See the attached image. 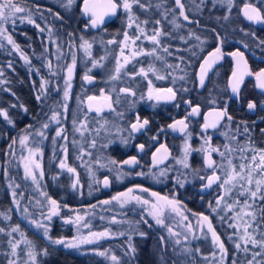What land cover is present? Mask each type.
<instances>
[{
  "label": "flooded vegetation",
  "instance_id": "obj_1",
  "mask_svg": "<svg viewBox=\"0 0 264 264\" xmlns=\"http://www.w3.org/2000/svg\"><path fill=\"white\" fill-rule=\"evenodd\" d=\"M6 2H9V0H0V3ZM11 2H17V0H11ZM19 2L21 6L32 10L33 19L36 24H39L40 27L45 30L40 32L36 27L28 23L21 25H16L15 23L13 24L15 31L9 29L12 39L18 44L16 37H14V33L22 31L21 27L24 28L23 31L19 33V40L23 43L20 48L25 55L32 46L30 42L31 36L27 35L25 31H30L32 28L36 29L33 30L34 36L37 38L34 43L37 44L40 53L39 60L37 61L39 64V71L35 74L29 70H32V61L28 55L31 61L30 64H26L20 54L18 52L15 53L11 48L10 55L0 51V66L4 68V70H1L4 73L2 80L6 81L5 74L7 70L11 71L13 74L15 73V69L19 71V68L16 67V61L21 64L24 72H26V74H22V94L26 102H24L23 108L17 105H15V107H13V105L11 106L12 109L21 111L22 116L17 120L9 114V105L5 102V100L9 101L10 96L13 95V91L10 89L7 81L0 84V97H3L0 103L3 101L1 104L6 105L0 106V110L7 111L9 118L13 121L12 124H9L0 116V212H5L11 217L10 220H4L0 217V227H3L5 232H8L11 227L16 225L23 226L24 224H22V221H19L20 218L15 213L12 196L13 190L8 183L14 182L16 179L20 181L22 178L21 175L17 174L18 171L14 168V163L16 162L15 148L18 142L12 145V141L13 139L18 141L19 137L24 135L27 129L29 132L33 133L29 140L30 144H32V146H39L41 149V154L36 157L38 162L42 165L44 172L41 186L43 190L47 192L48 196L56 200L60 206L59 215L53 216L48 222V226L53 224V226L57 228L54 234L55 237H53L52 234L51 237L55 239H70L76 234L75 231L77 228L72 226L73 224L65 223L64 221L69 219V216L74 215V213L97 211L100 206L103 209L105 208V210L111 209V213L117 215L118 220H126L127 222L136 223L138 225L139 230L131 234V243L134 245L138 242L136 250H139V255L141 257L140 261L146 253L148 254V259L153 264H163L164 261L167 264H180L178 261V263L175 261V251L170 249L166 238L165 242H161L160 238L162 236L165 237V235L156 225L155 221L146 215L143 205H139L135 201H132L124 208H120L119 204L115 201L108 205L102 203V201L111 200L113 196L127 193L128 189L131 188L133 192L130 195H136L142 199H147L146 196L150 195L153 199V203L154 197L151 195L153 192L162 197L175 198L180 202L179 206L184 208L187 212H190V214L199 216L200 226L204 224L206 231L207 224L200 219V216H208L214 230L220 236L221 241L227 249L228 256L226 264H232L233 260H236L237 264H240L244 259V253L237 252L234 246V243L238 242L237 236L239 233H237L235 228L228 227L229 223H233L229 217H232L234 213L230 212L223 220H221L223 211L222 206L220 207L219 214L213 213L209 204L216 207L215 201L217 197L222 194V190H220L216 184H213L211 188H204L206 181L199 179V176L210 175L212 172V169H208L204 164L203 153L198 151L190 152L188 162L191 167L189 169L183 168V166L177 164L176 161L177 159L183 158L186 141L193 149H198L204 145L205 134L202 132V126L206 122L205 118L207 117V122L209 124L213 123L217 120L215 112L223 109L225 106H227L228 115H231L233 119L228 121L225 117L220 122L219 127L216 129H208L206 135L211 137V144L213 146H222L225 143L233 145L236 143L247 144L249 142L248 137L236 132L238 126L243 130L246 123L247 127L250 129L251 143L257 148H264V133L261 132V129H264V109L260 107L261 102L264 101V92L256 86L257 81L254 76H246L240 87L239 97L233 95L229 87V81L237 65V60L234 59L230 53L237 49L245 54L248 69L253 73L264 69V47L258 46V41L264 40V24H254L243 17L240 8L245 0H236L237 6L232 9L230 19L227 22L222 19H216L217 17L225 15L226 12L225 9L219 5L213 7L212 0H206V4L202 7V10H197L192 0H182L186 5V14L193 23H188L181 17L178 23L183 25V27L180 29H174L171 24L170 21L173 19L172 13H168L167 19H164L161 15L164 9L175 8V0H154V5L162 2V8L160 11H157L154 7V13L150 21L160 20L161 23L160 25L149 23L145 27L150 34L151 30L156 27L162 28L165 33H170V35L162 36L161 41L163 46L169 47V51L172 52V55L163 52L162 48H158L157 52L159 56L162 55L163 61L173 65L179 64L183 72L168 69L162 60H156L155 57L135 59L133 63L127 65L124 72L133 71V65H136V71H138L140 67L147 69L149 64L154 65L162 75L166 76V78L161 83H156V79L152 78L153 87L157 89L173 87L178 90L176 100H160L159 102L156 100H149L147 98L148 80L139 75H137L135 79H132L130 76L122 73L119 81H109L108 79V84L105 86L102 85L105 77L96 72L93 74L96 78L95 84L87 86L82 79L84 76H82V73L89 68L88 61H86L85 58L79 57V61L76 63V71L73 73L70 98L67 101L68 111L66 113V119L64 118L65 113L63 109L65 101L61 88L64 84L66 74L64 75L62 72L63 68L61 67L56 78L53 77L52 80H50L51 75L43 66L46 62V56H48V52L50 51L51 38L49 36V28H51V36L58 42L60 41V45L67 51L70 49V41H67L65 44L63 38L60 36V32L55 29L57 27L54 25L52 26L55 20L53 15L46 14V10L41 7L38 13L37 8H31L24 0ZM248 2L258 4L259 0H248ZM53 3L56 2L54 1ZM196 3H199V0H196ZM75 4L78 5L81 19L84 22V26L81 28L82 32L93 33L91 38L97 42L102 41L107 43V41L111 39H115L118 42L123 37V33L127 31V21L122 17L121 10H119L117 16L106 26L97 29L89 27L86 30L85 24L88 20L83 17V0H77ZM40 13H42V15ZM47 15L51 16L50 21L52 24L47 20ZM175 15H179L178 8L176 9ZM140 19L143 20L144 18L140 17ZM197 21L199 23H196ZM45 23H47V26ZM212 23L216 24L212 25ZM115 29H118L119 35L122 34L120 39H118V36L114 37L115 34L113 33H107L108 30ZM241 29H243V31H241ZM72 32L74 31L72 30ZM189 32H195L205 43L200 45V42L194 37L189 38ZM94 33L99 34L95 36ZM206 33L211 34V38H208ZM217 33L223 38V43L217 40ZM223 33H229V35L223 36ZM245 33H255V37L252 35H245ZM20 34H22V36H20ZM181 36L187 38V43H184L180 39ZM79 38L80 37L75 38V44L77 45L75 48L77 49H79L78 45L80 44ZM207 39H210V41ZM89 41L93 42L92 48H96V41ZM245 44L248 45V47H245ZM216 47L221 48V58L214 64L212 71L208 74L205 86L201 88L199 87L198 81L199 66L203 59L208 57V54L213 52ZM113 49L116 50V46H114ZM177 49H181V51H177ZM189 49L191 51H189ZM193 52L195 55L192 54ZM14 55L18 57L17 60ZM178 56L183 57V61L178 60L176 58ZM65 62L67 63V59ZM113 62H115L114 58L108 60V64L106 65L107 71L112 70ZM9 63H11V67H9ZM169 72H173V76L186 74V78L184 81L176 80V82L173 83V76H169ZM43 80L50 82L48 83L49 87L45 90L47 93L45 96L41 92V83ZM112 85H114L115 92L114 90L111 92V88L108 87ZM182 86L188 88L189 91L184 92ZM122 87L131 88L136 92V96L131 97L119 93V89ZM5 89H7V91H5ZM102 89H105L107 94L112 96L113 102L116 100L117 96H119L120 104L116 105L114 103L113 106L116 107L117 112H123L124 115L120 117L117 113L109 111L104 104L103 107L100 105L103 109V116L109 121L106 126L107 131L105 132L106 134L109 133L108 135L111 136L113 142L110 143V141H108L107 147H103L102 145L106 143L103 142L105 138L104 135H97L95 131H91L93 134L100 136L98 140H96V146L92 148L87 144L85 141L86 139H80V135H78L73 128L72 121L74 117H78L81 120L83 119L84 112L87 110V97L96 96L99 98V93ZM38 94H41L43 97L39 101L36 99ZM186 100L191 101L193 106H200L199 115H188L191 109L185 103ZM211 100H215L216 102L211 103ZM81 101L84 103H81ZM130 101H135V103H130ZM249 101L256 102L257 108L255 111L248 110L247 104ZM101 102L103 103V101ZM177 104L179 105L178 107L176 106ZM24 108L27 109V112L24 111ZM53 110L61 113V125H57L55 122L51 121L50 118L53 114ZM136 114H139L141 120L145 118L148 119L149 124L140 132L131 133V135H129L131 131L129 126L130 123L135 122ZM186 116L188 117L186 120L188 124L186 133L190 134V136L181 134L179 131H173L168 127L169 124L174 123L176 120H182ZM88 117L89 128H98L99 124L97 123L98 118L96 117V113H88ZM44 123H49L50 126L45 130L47 139L41 141L40 137L35 136V131L40 130ZM29 125L32 127L29 128ZM60 126L65 129V134L68 139L67 141L57 139L54 145L52 140L55 136L56 129ZM222 133H226L227 137ZM233 136L237 137L236 141L230 139ZM153 137H156V139H153ZM73 140L76 141L75 144H73ZM33 141H35V143H33ZM123 141H126V143ZM65 143L67 145L66 164L76 170L75 174L69 173L66 169L61 170L58 167L59 161L64 157L61 145ZM141 144L144 145L143 151H140L138 147ZM9 145H12L11 149ZM161 145L167 147V153L163 152V150L157 153L156 150L160 148ZM81 149L90 152L91 156L84 155L82 159H78L77 157L81 155ZM221 150H223L222 147ZM154 153L156 154L157 161L163 160V163H158L155 167L153 166ZM248 155H251V153H248ZM212 156L217 162V165H219L221 163L220 156L216 153H213ZM239 156V152L232 154L234 164L241 163ZM132 157H136L138 161L137 164L128 165L123 163V161L130 160ZM97 159L102 162V168H106V171L101 172L99 176L102 181L105 177L109 179L110 183L108 187H104L102 184L101 187L98 188L96 185L90 183V178L86 177L85 166H87L88 162L96 164ZM112 160L117 161V164H112ZM224 163L226 164V161H224ZM109 169H111V171ZM164 169H167L166 175H164L167 178L166 183L164 185L154 184V175L159 174L160 171ZM118 172L123 173L119 178H117ZM6 175L7 177H5ZM217 175L223 178L224 172L218 169ZM177 178L182 181L184 184L183 187H180L176 183ZM77 180L79 183L74 190L72 184ZM22 188L26 197L32 193L27 191L26 186H22ZM142 188L148 191H140ZM233 196H235V192ZM240 199L243 200V197H240ZM258 203L264 205V201ZM92 205L96 207L93 208ZM114 209H117L118 212H113ZM144 219L148 220V224L143 223ZM93 222V224L99 225L105 230L108 229V225L104 220L94 219ZM65 226L70 227L69 236L62 233L63 227ZM261 227L264 228V224H262ZM241 230H243V228H241ZM140 231L144 232L146 235L140 236L138 234ZM249 231H251V229H249ZM27 233L28 237H32L29 229H27ZM208 234L211 235V233ZM115 236L117 237L114 240H110L109 238L99 242L97 245H90L92 254H86L85 256L92 257V259L99 258L103 263L110 264L106 261V257H110L113 253V255L117 256L120 260V264H130L134 262L133 258L125 257V252L128 249V234L123 236L117 235L116 228ZM34 237L35 239L38 238L36 235H34ZM8 238L7 235L0 234V264H8L10 258L8 253H10L11 250L7 243ZM140 242H144L145 249ZM118 243H121L119 250L114 247V245ZM199 244L202 249L208 246V242L202 240L199 243L193 242L189 249H195L197 246L199 247ZM152 246H154V251L151 249ZM249 247L251 246L249 245ZM105 251L108 253L107 256L97 254V252ZM255 251H259V249H255ZM195 252V250H192L185 264H203L206 254L200 256L196 255ZM203 252L206 251L204 250ZM133 255H135V253L132 254V257ZM135 256L137 258V255ZM161 257H163V259ZM193 258L194 260H192ZM248 258H251L250 254ZM257 259L261 258L258 257Z\"/></svg>",
  "mask_w": 264,
  "mask_h": 264
},
{
  "label": "snow or ice",
  "instance_id": "obj_2",
  "mask_svg": "<svg viewBox=\"0 0 264 264\" xmlns=\"http://www.w3.org/2000/svg\"><path fill=\"white\" fill-rule=\"evenodd\" d=\"M192 3L195 5L197 10H202V7L206 4V0H199V3H196V0H192ZM75 4V0H65L62 4L63 7L66 9H70ZM83 14L87 16L89 19L85 24V29L87 30L89 27L92 29L100 28L101 25L105 23V17H114L117 15L118 10H122L127 17V28L132 29L135 27L137 29V34L132 35L129 31H125L123 33V41L120 42V49H119V56L116 59V67L113 73L109 76V81H119L121 79L122 70L126 68V66L132 62V60L137 59L140 56H149L155 57L156 60H162L165 63V66L168 69H172L173 71L179 70L183 72V69L180 68L179 64L173 65L163 61V58L157 55V49L162 48L163 52L168 53V55H172V52L169 51V47L163 46L161 37L170 35V33H165L162 28L156 27L151 30V34L148 33L146 29V25L149 23H153L156 25H160V20L150 21L149 19L141 20L140 17L133 11L134 6H138L139 9L143 11H148V9L155 7L157 11H160L162 8V2L156 3L153 5L151 0H148L147 3L142 2V0H83ZM219 5L220 7L225 9L226 14L222 17H217V20H224L225 22L229 21L232 9L237 6L236 0H212V6L216 7ZM179 9V15L176 16L175 12L176 9ZM186 5L182 2V0H175V8L164 9L161 12V15L164 19H167L168 13L173 14V19L170 21L173 25L174 29H180L183 27L178 20L182 17L183 20L187 21L188 23H193V21L189 18L185 11ZM51 12V10H48ZM37 12H40L39 6H37ZM240 12L243 17L254 24H264V0H259V3H251L248 0H245L242 7L240 8ZM42 15V13H40ZM53 16L56 19H61L59 14L53 13ZM16 20H20L21 22H27L28 24L33 25L36 27L40 32H43L45 29L41 28L39 24H36L35 20L33 19V13L30 8H26L21 6L19 0L17 2H9L0 3V37H3L7 40L8 44L12 45V48L18 52L21 58L25 61L26 64H30L31 61L29 60L28 56L23 53L20 46L16 44V42L12 39L11 35L7 34V29L4 26L8 22L15 23ZM196 23H199L198 21ZM49 36H51V28L48 29ZM243 31V29H241ZM72 33H69V36H72ZM245 35H252L255 37V33H245ZM194 37L197 41L200 42V45L205 43L204 40L201 39L200 36L196 35L195 32H189V38ZM146 39L149 41L153 47L149 50H145L137 45V41L141 39ZM216 38L218 41L223 43V38L220 36L219 33L216 34ZM80 44L78 45L79 49L83 50L85 56L88 60L91 61V67L87 69V72L82 77V79L87 83L93 82V77L89 74L91 73L93 68L103 67L101 61L105 59L104 56H101L99 59H94L91 54V49L93 47V42L86 39L84 36H80ZM180 39L187 43V38L181 36ZM117 41L115 39H111L107 41V44H116ZM129 45L133 46L131 49ZM258 46L264 47V40L258 41ZM77 45L75 44V40H72L69 44V48H75ZM245 47L248 45L245 44ZM177 51H181V49H177ZM189 51H191L189 49ZM57 60L61 58V49L59 45H57ZM127 52V54H126ZM195 55V53H192ZM221 48L216 47L215 50L208 54V57L204 58L202 63L199 66V74H198V81L199 87L203 88L205 86L206 79L210 71H212L214 64L221 58ZM230 55L237 60V64L239 65L241 62L244 64L245 71L242 74H237V72L232 73V78L229 81V87L231 88L232 93L239 97L240 87L243 84V80L245 76H254L257 81V87L264 92V69H261L258 72L253 73L250 69H248L247 60L245 58V54L237 49L236 51L230 53ZM178 60L183 61V57H176ZM9 67H11V63H9ZM46 67L49 70L50 75L56 76L58 73L53 70V65L51 61H48ZM76 67V56L73 53L71 64L66 67V77L64 80V91H63V99L65 101L63 105L66 119V113L68 111L67 101L70 98V90L72 87L71 80L73 78L74 69ZM136 65H133V71L131 72H123L124 75L130 76L132 79H135L137 75L142 76L144 79L148 80V96L149 100H156L159 102L160 100L165 101H174L177 97V91L173 87L157 89L154 88L152 85V80L149 78V74L155 75V78L158 80H163L166 78L165 75H161L159 71L155 68L154 65L149 64L147 69L144 67H140L138 71L135 70ZM31 71V69H29ZM39 70H37L38 72ZM3 72L0 71V76H3ZM169 76H173V72L168 73ZM186 78L185 75L173 76V83L176 80L184 81ZM6 81L0 80V84L5 83ZM50 83L47 80H43L41 83V92L46 95L45 85ZM115 91V88L113 89ZM182 90L184 92L189 91L188 88L182 86ZM7 91V89H5ZM119 93H122L126 96L135 97L136 92L133 91L131 88L122 87L119 89ZM43 97L41 94L36 96V99L39 101ZM101 98L107 101V109L111 112L117 113L120 117H123V112H117L116 107L113 106L115 103L116 105L120 104L119 96H117L116 100L113 102L111 95H105L104 91L101 90ZM143 98V97H141ZM96 96H88L87 97V110L84 112L83 119H79L78 117L73 118V128L75 132L79 133L81 137H84L86 132L95 131L97 135L101 132V130H105L107 124L109 123L108 119L103 116V109L101 107H94L91 103L92 101L97 100ZM211 103H215V100H211ZM81 103H84L81 101ZM130 103H135V101H130ZM185 103L191 109L188 113L189 116H196L200 113V106L196 105L193 106L191 101L186 100ZM179 106L178 104L176 105ZM15 107V105H13ZM23 108V105H21ZM260 107L264 109V101L261 102ZM247 108L249 111H255L257 108V104L255 101H249L247 104ZM24 111L27 112V109L24 108ZM96 113L97 123L99 127L96 129L89 128V117L88 113ZM211 114V113H210ZM217 116V120L213 123L209 124L207 122V117L205 118V123L202 126V132L204 135V145H202L198 149L191 148V145L185 143L184 146V155L183 158L177 159L176 163L183 166L185 169H189L191 165L188 162L189 155L191 151H198L203 153L204 155V164L208 169H212L210 175H201L199 179L206 181L204 188H211L213 184H216L220 190H222V194L219 195L215 201L216 207H213L209 204L213 213L219 214L220 207L222 206L224 209V215L227 216L228 212L234 213L232 217H229L233 223H229L228 227L235 228L239 235L237 236V241L234 243L235 249L237 252L244 253V259L240 262V264H264V228L261 227L264 224V205L258 203L260 201H264V148H257L254 144L251 143L250 140V129L247 127L246 123L243 130L240 129L238 126L236 128V132L238 134L246 135L249 139L247 144H240L236 143L235 145L230 143H225L222 146H213L211 144V137L206 135L209 128L216 129L220 126V122L226 117L228 121H231L233 118L231 115H228L227 106L223 109L218 110L215 112ZM0 116H2L9 124H12L13 121L9 118L7 111L0 110ZM61 113L56 112L53 110V114L51 116V121L55 122L57 125H61ZM187 116L182 120H176L174 123L169 124L168 127L171 128L173 131H179L181 134L186 136H190V134L186 133V129L188 128V124L186 123ZM244 123V122H242ZM149 124L148 119L141 120L139 114H136L135 122L130 123V133L140 132ZM49 123H44L41 126L40 130L35 131V136L40 137L41 141L47 139L46 131L49 128ZM29 128L32 126L29 125ZM119 132V130H118ZM261 132L264 133V129H261ZM227 137L226 133H222ZM33 135L32 132H29L27 129L25 130V134L19 137L18 141L13 139L12 145H15L17 142L21 146L22 150L27 151V155H21L20 161L24 164V178L26 180L30 179L32 184L35 185L36 190L40 191V195L42 197L47 198V203L51 207L48 209L47 215L45 216L46 220H51L53 216L59 215V204L56 200L52 199L48 196L46 191L41 190L40 180L43 179L44 172L42 169V165L38 162L35 157L41 154V149L39 146H32L29 140L30 137ZM57 139H63L67 141L68 137L65 134V129L60 126L55 131V136L53 137V144H56ZM156 139V137H153ZM233 141L237 140L236 136L230 138ZM126 143V141H123ZM35 143V141H33ZM76 141L73 140V144ZM12 145H9L11 149ZM96 146V140L92 139L90 141V147L94 148ZM103 147H107V145H102ZM140 151L144 150V145L141 144L138 146ZM221 147L223 150H221ZM61 150L64 153V157L59 161L58 167L61 170L66 169L69 173H76V170L72 167H69L66 164L67 160V145H61ZM161 150L167 153L168 149L164 145H161L156 151L159 153ZM239 152L240 156L239 159L241 163L234 164L232 159V154ZM216 153L221 158V163L217 165V162L213 159L212 154ZM251 153V155H248ZM84 155L91 156V153L81 149V155L78 156V159H82ZM226 161V164L224 163ZM153 166H157L158 163H163V160L157 161L156 154H153ZM97 164L100 163L99 159L96 161ZM112 164H117V161L112 160ZM124 164L128 165H135L138 163L136 157H132L130 160L123 161ZM222 170L224 172L223 178L220 175H217V170ZM111 171V169H109ZM199 171V170H197ZM167 169L161 170L159 176L166 175ZM123 173L118 172L117 178H119ZM142 175V174H141ZM79 181L77 180L75 183L72 184V188L75 190L77 188V184ZM99 183V181H97ZM109 179L105 177L102 181L104 187L109 186ZM176 183L183 187L184 184L182 181L177 178ZM19 187V185H17ZM140 191H148L147 189H140ZM133 192V189H128L127 193H121L117 196H113L111 200L102 201L103 204L108 205L115 201L119 204L120 208H124L127 204L135 201L139 205L148 206V215L152 217L155 221L156 225L164 227L167 229L169 233V238L178 237L180 234L175 232L172 227L168 226L165 223V214H164V207H170L171 211L174 212L176 215L180 216L182 220H187V217L183 215V212L180 210V202L175 198L169 197H162L159 196L157 193L153 192L151 195L156 198L157 203H153L147 199H142L136 195H130ZM235 192V196L233 193ZM13 196V203L17 205L19 208V201L16 199L17 193L15 191L12 192ZM243 197V200L240 199ZM159 201H164V205H159ZM230 201V202H229ZM40 201H37L39 204ZM92 207H96L92 205ZM11 211V210H9ZM28 208L25 207L23 209L24 213H28ZM43 215V213H42ZM195 215V214H194ZM0 217L4 220H10L11 217L5 212H0ZM200 219L206 222L207 224V232L211 233V242L213 246H218L220 253H221V260L219 264H224V258L227 256V249L225 248L224 243L221 241L220 236L214 230L212 223L208 216L201 215ZM224 219V216L221 217V220ZM84 217L77 215L75 221L71 219H67L65 223H78L83 221ZM30 224L35 225L37 229H43V236L48 238L51 243L53 244H63L65 247L73 248L78 247V244L66 242L63 239H55L51 240L49 237V226L43 222L37 220H29ZM111 223H129L127 221H119L115 217L112 218ZM144 224H148V220H143ZM87 224H84V227H87ZM151 226V225H149ZM190 232H192L191 225H187ZM198 227L203 230V226L198 224ZM243 228V231L240 232V229ZM251 229V231H249ZM130 232L135 233V229H130ZM0 233L7 235L10 237L7 241L11 251L8 253L12 257V259L8 260V264H21L20 260L18 259L21 256V253L27 257L23 260V264H38L37 257L41 254L47 255V250H43L42 252H37L35 244L32 240L27 239L24 232L20 229L19 225L11 227L10 231L5 232L3 227H0ZM13 233H18L21 239L16 240L13 237ZM140 236H145L146 234L142 231L138 232ZM194 234V233H193ZM113 234L109 230H105L103 232H90L88 237H84L81 239V243H96L100 239L103 238H110ZM119 235L123 236L126 235L125 232L121 231ZM91 237V238H89ZM259 237V238H257ZM207 238V236L205 237ZM161 242H165V237H161ZM187 239V237H185ZM231 239V237H230ZM132 235H128V249L125 252V255H129L130 253L134 254L136 249L135 246L131 243ZM174 243L179 245L181 241L179 239H175ZM21 244L26 246L25 249H21ZM249 245L251 247H249ZM255 249H259V251H255ZM192 250L188 248H184L181 250L180 254H190ZM196 252H199V248L195 249ZM98 255L107 256L108 253L105 252H97ZM251 256L249 259L248 256ZM215 253H213V257L215 258ZM260 257L261 259H257ZM114 264H120V260L117 256L111 255L109 257ZM163 259V257H161ZM207 259V257H205ZM232 264H237L236 260H233Z\"/></svg>",
  "mask_w": 264,
  "mask_h": 264
},
{
  "label": "rangeland",
  "instance_id": "obj_3",
  "mask_svg": "<svg viewBox=\"0 0 264 264\" xmlns=\"http://www.w3.org/2000/svg\"><path fill=\"white\" fill-rule=\"evenodd\" d=\"M75 2H77V0H75ZM134 9H135V6L133 8V11H135ZM121 15L127 21L126 14L122 10H121ZM15 23H16V25H21V24H24L27 22H21L20 20H16ZM45 25L47 26V23H45ZM4 26L7 29L8 35H11L10 30L15 31L14 25L11 21L8 22L7 24H5ZM127 31H129L130 34H132V35L137 34V29L135 27H133L132 29L127 28ZM50 38H51L50 51L48 52V56H46V62H45V65L43 66L44 69L47 70L48 73H49V70L46 67V64L48 63V61H51L52 65H53V70H55L57 73H59L60 68L62 67L63 68L62 72L65 75L66 74V67L71 64L73 53L76 56V63L79 61L78 58L81 55L82 58H85L86 61H88V65H89V67H91V61L88 60V58L85 56L83 50L77 49V48H71L67 51L65 48H63L60 45V43H59L60 41L58 42L53 36H50ZM121 41H123V37L116 44H111V45L107 44L106 42H102V41L97 42L96 41V44H95L96 48L91 49V54H92V57L94 59H99L101 56L105 57V59L103 61H101V63L103 64V67L102 68H100V67L93 68L91 73H89L90 75L92 74L91 76H94L93 74L96 72L102 74L105 77L103 79L102 85L106 86L108 84L109 76L113 73V71L116 67V59L119 56V49L121 46L120 45ZM136 43L138 46H140L141 48H143L145 50H149L153 47V45L149 41H147L146 39H143V38L141 40H138ZM57 45H59V48L61 49V54H60L61 58L59 60H57V55H58ZM114 46H116V50L113 49ZM132 47L133 46L129 45L130 49ZM10 48L12 51H14L16 53V51L12 48V45L8 44L7 40L4 39L3 37H0V51H3L4 54L7 53L8 55H10V52H11ZM126 54H127V52H126ZM157 55H159L158 52H157ZM144 57H149V56H140L137 59H141ZM160 57H162V55H160ZM110 58H114L115 62H113L112 70L107 71L106 65L108 64V60ZM66 59H67V63L65 62ZM133 62H134V60H132L131 63H133ZM131 63H129V64H131ZM1 70H4V68L2 66H0V71ZM124 70H122V73L124 72ZM75 71H76V67L74 69V72ZM86 72H87V70L82 73V76L85 75ZM53 77L56 78V76L51 75L50 80H52ZM149 78L150 79L155 78V75L150 73ZM0 80H2V76H0ZM64 80H65V78H64ZM164 80L165 79H163V80L156 79V83H161ZM72 83H73V78L71 80V84ZM48 87H49V84H47V86H45V90ZM108 87L111 88L110 91L112 92L114 89V85L108 86ZM61 88L64 91V84H63V86H61ZM102 90L104 91L105 95H109V94H107L105 89H102ZM99 94H100L99 99H101V101H103V104L106 106L108 102L105 101L103 98H101V91ZM99 134L104 135L105 140L103 139V142H106L104 144L108 145V143H107L108 141H110V143L113 142V140L111 139V136L108 135L109 133L106 134L105 130H104V132H103V130H101V132ZM78 135H79V133H78ZM99 137L100 136H97V135L93 134L92 132H86L84 137L80 136V139L81 140L86 139L85 141L90 146V141L92 139L98 140ZM108 139H111V140H108ZM15 149H16V151H15L16 162L14 163V168L16 171H18L17 174L21 175L22 178L20 179V181H18L16 179V181L10 182L8 184L10 185L12 190L17 193L16 199L19 201V208H17V205L14 203V209H15L16 215L20 218L19 221H22V224L24 223L23 226H19V227L24 232L27 239L32 240L34 242V240H33L34 238L28 237L27 229H29V232L33 231L34 235L38 236L37 240L42 238L46 242H48L49 243L48 244L49 249H54V250H47V254L50 253L51 255H56V253L59 251L60 252L70 251V252H73L77 255H82V256H85L86 254H90V253L92 254L91 249H90V245H92V244L97 245L99 242L106 240V239H109V238H103V239H100L96 243H81L80 242L81 239H83L84 237H88L90 232H103V231H105V229H103L99 225L93 224L94 219L106 221L105 223L108 225L107 230H109L113 234L110 237V240H114L117 237V236H115L116 235V228H117V235H119V233L121 231H123L129 235V234L133 233V232L129 231L130 229H135L136 230L135 232H137L139 230L138 225L136 223H132V222H129V223H111V220L113 217H115L118 220L117 215H115L114 213H111V209L105 210V208L103 209L102 207L99 206L98 210H97L98 212L95 210L85 212V213L77 212V213H74V215L69 216V219H71L73 221H75L77 215L84 217L83 221H80L78 223H75V222L71 223V224H73L72 226H75L77 228V230L75 231L76 234L73 237H71L70 239H66V238L63 239L66 242L78 244L79 245L78 247L69 248V247H65L63 244L57 245V244L51 243L48 238H45L43 236V231H44L43 229H37L35 227V225L29 223V220H37V221L43 222V223L48 225L49 220H46L45 216L47 215L48 209L51 206L48 205L47 198L42 197L40 195V191L36 190V187H35V185L32 184L31 180L30 179L26 180L24 178V164L20 161V156L21 155L26 156L27 151L22 150L19 143ZM35 159H36V157H35ZM101 165H102V162H100L99 164H97V163L93 164V163L88 162L87 166H85L86 177L90 178V183L92 185H96L98 188L101 187V185H102V179L100 178L99 174L101 172L106 171V168H102ZM5 177H7V175ZM41 181L42 180H40V185H41ZM97 181H99V183H97ZM166 181H167V178L165 176H159V174L154 175V184L164 185L166 183ZM17 185H19V187H17ZM22 186H24V187L26 186L27 191H30L32 193H30V195L26 197V195L23 193L24 191H23ZM41 190H43L42 186H41ZM146 198L149 199L150 201H153V199L150 197V195H147ZM37 201H40V203L37 204ZM154 203H157L155 197H154ZM158 204L164 205V201H159ZM112 206H110V207H112ZM25 207L28 208V210H29L28 213L23 212V209ZM179 207H180V210L183 212V215L187 217V220H182L180 216L176 215L174 212L171 211L170 207H167V206L164 207L165 223L168 226L172 227L175 232H178L180 234L178 237L169 238V233L167 232V229L157 225L162 230L163 234L165 235L166 241H167L170 249L175 251L174 252L175 261L176 262L178 261L180 264H185L186 260L189 259V256L191 255L192 251L190 252V254H180L181 250L184 248L189 249L193 242L199 243L200 241L205 240L206 242H208V246H206L204 249H202L200 244H199V247L197 246L195 248V249L199 248V250H200L199 252H195L196 255L201 256L202 254H206L205 257H209V258L203 260V264H219V262L221 260L220 250H219L218 246H213V244L211 242V235H209L207 233V231L205 230L206 229L205 225L202 224L203 230H201V228L198 227V224L201 225L200 220H199V216L190 214V212H187L181 206H179ZM144 209H145L146 215L149 218H152L147 214L148 213V206H144ZM114 211L118 212L117 209H114L113 212ZM42 213H45V214L42 215ZM229 213L230 212H228L227 215ZM222 216L225 217L224 209L222 211ZM123 221H126V220H123ZM84 224H87L88 226L84 227ZM187 225H191L192 232L189 231ZM242 231L243 230L240 229V232H242ZM206 236H207V238H205ZM13 237L16 240L21 239V237L19 236L18 233H13ZM49 237L51 238V240H55V238L51 237V232H49ZM185 237H187V239H185ZM89 238H91V237H89ZM175 239H179L181 241V243L179 245H176L174 243ZM127 243H128V241H127ZM140 243L143 247H145L144 242H140ZM34 244H35L37 252H42L43 250H45V249H40V247H38V244H36L35 242H34ZM134 246L136 249L138 246V242H136L134 244ZM114 247H115V249L119 250L121 247V243L114 245ZM25 248H26V246L24 244H21V249H25ZM151 249L154 251V246H152ZM195 249H192V250L194 251ZM55 250H57V251H55ZM204 250L206 252H203ZM213 253L216 254L215 258L213 257ZM111 255H113V253ZM135 255H137V258ZM135 255H133V257H132V253H130L129 255H125V257L133 258L134 262H131L130 264H141L140 263L141 257L139 255V250L135 251ZM46 256L47 255H43V254L39 255L37 257L38 263L40 261L39 259L46 257ZM227 256H226V258H224V264H226ZM26 258L27 257L22 252L21 256L18 259L20 260L21 264H23V260ZM9 259H12V257L10 256ZM192 260H194V258ZM106 261L110 264H113V262L111 261V259L109 257H106ZM158 263H159V260H158ZM145 264H148V262H145ZM163 264H167V263L164 261ZM188 264H191V263H188Z\"/></svg>",
  "mask_w": 264,
  "mask_h": 264
},
{
  "label": "trees",
  "instance_id": "obj_4",
  "mask_svg": "<svg viewBox=\"0 0 264 264\" xmlns=\"http://www.w3.org/2000/svg\"><path fill=\"white\" fill-rule=\"evenodd\" d=\"M19 1H21V0H19ZM24 1L27 2L31 8H37V6H39V8L41 7L42 9H45L46 14H51V15H53V13L59 14L61 19L54 18L55 20H54L53 24L50 21V17H51L50 15H47V20H49V23L52 24V26L54 25L57 27L55 29L58 32H60V36L63 38V42L65 44L67 43V41L71 42L72 40H75L76 37H80V36H84V37L88 38L89 40L96 41V40L91 38L93 33L82 32L81 28H82V26H84V22L81 19L78 5L74 4L70 9H66L65 7L62 6V4L65 2V0H24ZM54 1L56 3H53ZM142 2L147 3L148 0H142ZM151 3L154 5V0H151ZM49 9L51 10V12L48 11ZM134 10L139 17H142L144 19H149V20L152 19V16L154 13V7L148 9V11H143V10L139 9L138 6H135ZM215 24L216 23H212V25H215ZM21 28L23 31L24 28L23 27H21ZM34 29L33 28L30 29V31L27 30V31H25V33L27 35L31 36L30 42H31L32 46H31L29 52H26V55H28L32 61V63H31L32 70L31 71H32V73L35 74L37 72V70L39 69V64L37 63V61L39 60L40 50L37 47V44L34 43V41L37 40L36 36H34V33H33ZM72 30L74 32H72ZM22 31L14 33V37H16V41L18 42L19 46L23 45V43L20 42V40H19V33H21ZM69 33H72L73 35L69 36ZM107 33L115 34L114 37L118 36V39H120L122 37L121 36L122 34H120V35L118 34V29L108 30ZM94 34L96 36L99 33H94ZM210 35L211 34L206 33V36L208 38L209 37L211 38ZM222 35L223 36L229 35V33H223ZM20 36H22V34H20ZM207 40L210 41V39H207ZM14 56L17 60L18 57L16 55H14ZM80 57H81V55H80ZM16 64H17L16 67L19 68V71H17L15 69L14 70L15 73L13 74L11 71L7 70V73L5 74L7 84L9 85L10 89L13 91V95L10 96L9 101L5 100V102H7V105H9L8 106L9 114L17 120L22 116L21 111L18 109L17 110L12 109L11 106L12 105L21 106V105H24V102H26V99H25L24 95L22 94V88H23V86H22L23 85L22 74H26V72H24L23 67L21 66L20 63H18V61H16ZM2 98L3 97L1 96L0 101L3 100ZM1 103H3V101ZM1 103H0V106H6V105H3ZM50 191H51V187H50ZM50 195H51V192H50ZM63 228L64 229H63L62 233L64 235L69 236L70 235V227H63ZM49 229H50L49 232H51L52 236L55 237L54 234L56 233L57 228L55 226H53V224H52L51 226H49ZM30 234L32 235V237H34L33 231H30ZM34 239H35V237H34ZM34 242L36 244H38V247H40V249L54 250V249H49V247H48L49 243L46 242L45 240H43L42 238L38 239V240L35 239ZM145 248L146 247H144V249ZM142 250H143V247H142ZM55 251H57V250H55ZM39 260L40 261L38 264H105L102 261H100L99 258H93L92 259V257L77 255V254L70 252V251H66V252L65 251H62V252L59 251L56 253V255H51L50 253H48L46 257H43ZM145 262H148V264H153L148 259V254H146V253L144 254V257H142V260L140 261V263L145 264Z\"/></svg>",
  "mask_w": 264,
  "mask_h": 264
},
{
  "label": "water",
  "instance_id": "obj_5",
  "mask_svg": "<svg viewBox=\"0 0 264 264\" xmlns=\"http://www.w3.org/2000/svg\"><path fill=\"white\" fill-rule=\"evenodd\" d=\"M100 2H103V0H100ZM83 7H84V5H83ZM83 9V8H82ZM118 12H119V10H118ZM118 14V13H117ZM117 16V15H116ZM116 16H114V17H105V23L103 24V25H101V27L100 28H102V27H104V26H106L107 24H109ZM83 17H84V19H86V20H88L89 18L87 17V16H85L84 14H83ZM235 72H237V74L239 75V74H242V73H244V71H245V68H244V64L241 62L239 65L237 64L236 66H235ZM94 79H93V82L92 83H87V82H85L84 80V84H86L87 86H92V85H94L95 84V82H96V78L94 77V76H92ZM245 78H246V76L244 77V80H245ZM243 80V81H244ZM230 90H231V88H230ZM234 95V94H233ZM98 98V97H97ZM99 102H101V99H97V100H95V101H92L91 103L93 104V106L94 107H100V105L103 107V103L101 102V103H99ZM87 103L88 102H86V107H87ZM92 113H95V112H92Z\"/></svg>",
  "mask_w": 264,
  "mask_h": 264
}]
</instances>
